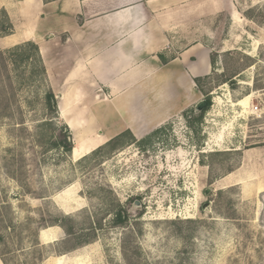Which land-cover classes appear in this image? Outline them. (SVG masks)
Returning <instances> with one entry per match:
<instances>
[{"label":"rangeland","instance_id":"374dc122","mask_svg":"<svg viewBox=\"0 0 264 264\" xmlns=\"http://www.w3.org/2000/svg\"><path fill=\"white\" fill-rule=\"evenodd\" d=\"M19 1L0 0L10 28L0 35V264H264V0H228L216 23L208 17L218 46L201 116L190 109L141 140L86 150L100 138L64 111L84 128L75 155L58 144L44 66L9 23L5 8ZM225 70L238 72L236 87L214 77Z\"/></svg>","mask_w":264,"mask_h":264},{"label":"crops","instance_id":"0c3cea01","mask_svg":"<svg viewBox=\"0 0 264 264\" xmlns=\"http://www.w3.org/2000/svg\"><path fill=\"white\" fill-rule=\"evenodd\" d=\"M230 2L21 0L5 10L20 42L38 48L58 120L73 138L90 123L88 137L105 145L126 132L141 140L198 106L194 80L213 74L218 46L205 23ZM63 111L82 130L72 132Z\"/></svg>","mask_w":264,"mask_h":264},{"label":"trees","instance_id":"16d2710c","mask_svg":"<svg viewBox=\"0 0 264 264\" xmlns=\"http://www.w3.org/2000/svg\"><path fill=\"white\" fill-rule=\"evenodd\" d=\"M7 29L10 30V28L8 26H0V35L2 33H4V31H6ZM27 46H31V48L34 49V51L37 54V59H38V62L40 63V67H41L42 71H44V69L42 67V61H41V59H40V57L38 55V48H37V46L35 44H33V43L32 44H29L28 43ZM13 60L16 61L17 58H13ZM246 61H247V63H250L252 65V60L250 58H246ZM212 64H213V60H212ZM251 65H249V66H251ZM212 75L209 76V77H206V78H198V79H195L194 80L196 90L199 91L203 97L208 98L209 97V94L214 89L213 88V85H212V81L214 80V78L212 77ZM238 75H239L238 72H234V71L229 72V71H226L225 70L220 75H217V76L214 75V77H216L217 80L218 79H221L222 80L221 81L222 83L228 84L230 87H236V82L233 79L236 76H238ZM5 79L9 80V75L7 73V68H6V58H5L4 54L2 52H0V80L1 81H4ZM255 87H257V86H255ZM263 89H264V87L257 88V90H263ZM45 100H46V103H47V111L49 113V116L52 119L57 118V101H56V96L51 91H49L46 94V96H45ZM206 102H207V107L202 112H200L198 115L201 116L206 110L209 109L210 101L207 100ZM126 134L130 135L129 132L122 133L118 137H116L113 140H111L108 143H106V146L107 145H110L111 143H114L115 141L120 140ZM131 139L133 141H136L133 137ZM58 144H60L63 147V149H65L66 151H71V150H73L72 148H74V146L72 144L71 134L69 133V130L65 126L62 127V129L60 130V132L58 134ZM99 149H100V147H99ZM125 219H126L125 218V214L123 212H119L117 214L116 218H115V225H123L125 223ZM188 223H192V222H188ZM57 226H59L60 228H62L68 236L71 237V236L74 235L73 227H67V226H65L64 223L62 222V220L59 221V222H57Z\"/></svg>","mask_w":264,"mask_h":264},{"label":"bare ground","instance_id":"6f19581e","mask_svg":"<svg viewBox=\"0 0 264 264\" xmlns=\"http://www.w3.org/2000/svg\"><path fill=\"white\" fill-rule=\"evenodd\" d=\"M248 98H249V96H247V97H244L243 99H241V100H239L238 102H237V106H241V107H244L245 105H246V102H247V100H248ZM62 116L63 117H65L66 115H65V112L63 111V113H62ZM68 123V125H69V127H70V129H71V131H74V130H76V128L78 127L75 123H74V121H68L67 122ZM88 131H86V133H87ZM74 140V148H73V154L75 155L76 153H77V151L80 149V147H79V144L77 143L78 141H79V139H78V136L76 135V137L75 138H73ZM101 141H103L102 139H96V140H93V141H88L87 143V147H86V150L88 149V150H90V149H93V148H95V147H97V146H99L100 144H101ZM83 150V149H82ZM40 239H41V241H47V239H49L48 238V236H46V234H44V233H42L41 235H40Z\"/></svg>","mask_w":264,"mask_h":264},{"label":"water","instance_id":"95a60500","mask_svg":"<svg viewBox=\"0 0 264 264\" xmlns=\"http://www.w3.org/2000/svg\"><path fill=\"white\" fill-rule=\"evenodd\" d=\"M102 95V93H100V96ZM207 107V102L206 101H202L198 104V106L196 107V112H202L205 108ZM135 206H139L138 202H135L134 204ZM205 206L202 207V209H204Z\"/></svg>","mask_w":264,"mask_h":264},{"label":"built area","instance_id":"2783aa9c","mask_svg":"<svg viewBox=\"0 0 264 264\" xmlns=\"http://www.w3.org/2000/svg\"><path fill=\"white\" fill-rule=\"evenodd\" d=\"M257 111H258V107L257 106H255V107L252 108V112L253 113H257Z\"/></svg>","mask_w":264,"mask_h":264}]
</instances>
